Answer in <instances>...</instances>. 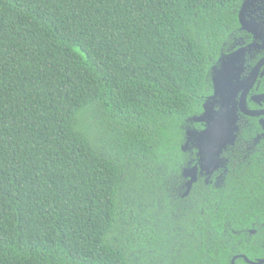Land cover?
I'll return each instance as SVG.
<instances>
[{
    "label": "trees",
    "instance_id": "obj_1",
    "mask_svg": "<svg viewBox=\"0 0 264 264\" xmlns=\"http://www.w3.org/2000/svg\"><path fill=\"white\" fill-rule=\"evenodd\" d=\"M263 1L0 0V264H227L246 210L228 187L184 206L152 163L213 120L216 62Z\"/></svg>",
    "mask_w": 264,
    "mask_h": 264
},
{
    "label": "flooded vegetation",
    "instance_id": "obj_2",
    "mask_svg": "<svg viewBox=\"0 0 264 264\" xmlns=\"http://www.w3.org/2000/svg\"><path fill=\"white\" fill-rule=\"evenodd\" d=\"M263 6L264 1L244 8L245 19L259 24L264 20ZM226 44L221 53L225 60L216 62L205 95L213 120L203 122V132L212 126L211 136H184L179 162L164 158L171 167L163 168L165 163L153 161L151 178L156 187L155 171L162 170L163 184L172 189L168 195L175 201L180 195L184 206L195 189L194 206L200 209L204 189L218 192L228 187L234 212L246 210L250 216L233 218L244 227L229 245L227 264H264V27H236ZM179 164L180 169L172 167ZM195 166L196 180L188 190L191 176L185 173Z\"/></svg>",
    "mask_w": 264,
    "mask_h": 264
},
{
    "label": "water",
    "instance_id": "obj_3",
    "mask_svg": "<svg viewBox=\"0 0 264 264\" xmlns=\"http://www.w3.org/2000/svg\"><path fill=\"white\" fill-rule=\"evenodd\" d=\"M242 12H244V10ZM241 22H242V24H244V20L243 19H241ZM211 127L208 129L210 132H212ZM208 130L206 132H203L202 133V136H211V134H210V132H208ZM196 169H197V167L195 166L193 168L188 169V171H186V173H185L186 175L191 176V179L188 182V190H190V188L192 187V184L196 180V173H195L196 172ZM190 171H192L193 173H190Z\"/></svg>",
    "mask_w": 264,
    "mask_h": 264
},
{
    "label": "rangeland",
    "instance_id": "obj_4",
    "mask_svg": "<svg viewBox=\"0 0 264 264\" xmlns=\"http://www.w3.org/2000/svg\"><path fill=\"white\" fill-rule=\"evenodd\" d=\"M147 180L148 179H145L143 177L138 178V179H133L131 177V180L129 181V185H127V186H129L131 189H132V187H135V189H138V186L145 188V187H148V185L144 184V182ZM139 190H141V189H139Z\"/></svg>",
    "mask_w": 264,
    "mask_h": 264
}]
</instances>
